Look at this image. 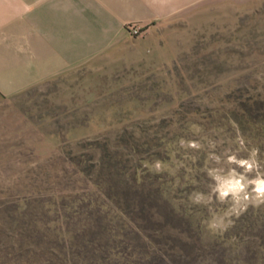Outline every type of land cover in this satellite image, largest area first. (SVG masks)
Here are the masks:
<instances>
[{
	"label": "rangeland",
	"instance_id": "obj_1",
	"mask_svg": "<svg viewBox=\"0 0 264 264\" xmlns=\"http://www.w3.org/2000/svg\"><path fill=\"white\" fill-rule=\"evenodd\" d=\"M46 1L0 0V38H7L8 48L7 75L0 74V199L47 164L56 171L61 152L79 151L81 144L112 141L124 130L205 131V124L181 119L184 112L221 107L240 87L264 83V0H72L74 15L86 19L88 47L101 51L89 50L85 60L72 65L60 61L64 66L53 75L16 83L20 44L39 51L41 57L31 64L52 70L54 62L43 57L47 30L33 26V18L46 21ZM37 33L40 39L32 42ZM179 144L181 165L205 158L202 178L180 193L185 203L208 208L209 231L225 232L262 204L248 203L239 216L210 228L232 206L231 197L220 200V192L238 175L264 174V155L230 126ZM231 157L256 167L246 173ZM151 168L161 172L167 163L156 161Z\"/></svg>",
	"mask_w": 264,
	"mask_h": 264
},
{
	"label": "trees",
	"instance_id": "obj_2",
	"mask_svg": "<svg viewBox=\"0 0 264 264\" xmlns=\"http://www.w3.org/2000/svg\"><path fill=\"white\" fill-rule=\"evenodd\" d=\"M221 103L181 119L230 126L264 155V83ZM205 131L124 130L61 152L56 171L47 164L0 199V264H264V203L213 233L208 208L182 200L205 158L181 165L179 143Z\"/></svg>",
	"mask_w": 264,
	"mask_h": 264
},
{
	"label": "crops",
	"instance_id": "obj_3",
	"mask_svg": "<svg viewBox=\"0 0 264 264\" xmlns=\"http://www.w3.org/2000/svg\"><path fill=\"white\" fill-rule=\"evenodd\" d=\"M45 3L47 6L43 10L47 15L46 21L42 19L41 24L39 18H33V26L38 30L40 26L47 30L42 38L43 51H46L43 57H48L54 62L52 70H49L48 67V69L45 68L41 71L39 66L31 64L29 62L31 59L35 61L41 57L39 51L33 49L29 51V49L24 48V45L20 44L17 47L18 53L15 55L16 83H29L28 79L25 80V77L29 76L53 75L57 71L56 68L61 69L64 66L63 64H58L60 61H66L69 65H72L73 63L85 60L88 57L89 50H94V52L101 51V49H95L96 46L94 45H91L90 48L88 47L87 32L84 30L87 26L86 19L84 20L80 15L78 16L77 11L76 15H74L73 10L76 7H74L72 0H47ZM105 35L110 40L112 32L107 31ZM39 37L40 33H37V36L30 39L34 42L35 39L38 41ZM20 38L22 40L23 37ZM20 38L17 37L19 42ZM0 45L4 46L0 47V74L4 76L7 75L8 62L6 57L8 51L6 37L1 36ZM24 52H32V54L25 55ZM55 61H57V64H55Z\"/></svg>",
	"mask_w": 264,
	"mask_h": 264
},
{
	"label": "clouds",
	"instance_id": "obj_4",
	"mask_svg": "<svg viewBox=\"0 0 264 264\" xmlns=\"http://www.w3.org/2000/svg\"><path fill=\"white\" fill-rule=\"evenodd\" d=\"M195 146V145H193ZM255 152H253V156ZM230 162L239 164L245 169V172H252L256 167L254 161L239 160L235 157L230 158ZM159 167V165H157ZM250 189V190H249ZM219 190V189H218ZM231 197L232 206L224 212V216L219 218V222L214 220L209 226L217 228L224 225V218L232 215L239 216L241 212L247 209L248 203H264V174L258 173L254 179H248L246 175H238L236 182L228 191L220 192V200L223 202Z\"/></svg>",
	"mask_w": 264,
	"mask_h": 264
},
{
	"label": "built area",
	"instance_id": "obj_5",
	"mask_svg": "<svg viewBox=\"0 0 264 264\" xmlns=\"http://www.w3.org/2000/svg\"><path fill=\"white\" fill-rule=\"evenodd\" d=\"M131 31H132V30H131ZM138 31H139V30L137 29V30H135L134 32H135V33H138Z\"/></svg>",
	"mask_w": 264,
	"mask_h": 264
}]
</instances>
